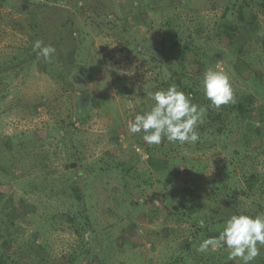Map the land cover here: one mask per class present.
<instances>
[{"label":"rangeland","instance_id":"obj_1","mask_svg":"<svg viewBox=\"0 0 264 264\" xmlns=\"http://www.w3.org/2000/svg\"><path fill=\"white\" fill-rule=\"evenodd\" d=\"M239 2L0 0V243L12 241L10 264H240L224 248L196 251L231 215L264 213V187L246 182L264 172V0H250L234 44L217 34L226 18L238 22L226 4ZM36 40L56 49L50 61L34 57ZM173 40L192 49L176 58ZM209 68L228 76L235 101L253 95L246 116L227 117L230 131L200 133L195 145H148L127 131L153 105L144 89ZM252 264H264V247Z\"/></svg>","mask_w":264,"mask_h":264},{"label":"clouds","instance_id":"obj_2","mask_svg":"<svg viewBox=\"0 0 264 264\" xmlns=\"http://www.w3.org/2000/svg\"><path fill=\"white\" fill-rule=\"evenodd\" d=\"M37 56L50 61L56 49L36 40L32 45ZM200 90L210 101V106L234 103V96L228 76L214 69H206L200 79ZM153 105L149 111L136 114L127 124L131 134L143 133V140L148 145H159L163 139L180 145H195L199 139L197 127L203 123L206 108L191 102V99L176 85L155 92L144 89ZM187 157L189 152L181 153ZM203 227V221L200 222ZM264 247V213L250 216L243 213L233 214L225 220L218 236L203 239L196 248L199 253L217 251L222 248L228 252L227 260L240 264H252Z\"/></svg>","mask_w":264,"mask_h":264},{"label":"trees","instance_id":"obj_3","mask_svg":"<svg viewBox=\"0 0 264 264\" xmlns=\"http://www.w3.org/2000/svg\"><path fill=\"white\" fill-rule=\"evenodd\" d=\"M22 6L20 7V11L27 13L28 10H25L26 7L28 8L27 5V1L24 4H21ZM227 7V13L232 15V14H236L237 17L239 18L238 22H232L229 18H226L224 21V23L221 25V28H218V36L219 38H222L223 41H225L226 43H229V45L234 44V40L236 34L239 32L240 27L237 26V24L235 23H240L242 25V30L245 29V23H241V20L244 18V11L245 9L250 7V0H240L239 4H237V6L233 3H227L226 4ZM233 7H236V11L234 12ZM232 8V10H231ZM220 29V30H219ZM241 33V32H240ZM171 48H173L174 50H172L173 54L176 55V58L178 57V50L181 51H188L191 48L190 44H188L187 42L184 43H180L179 40H173L171 41ZM36 52L34 57H36ZM33 59V58H32ZM171 57H169L167 60L171 61ZM176 61V60H174ZM182 62V61H181ZM198 62V61H197ZM172 63V62H171ZM199 63V62H198ZM197 65V64H196ZM198 67V66H197ZM200 68V65H199ZM166 69H170V67H167ZM189 81V83L187 84L186 81ZM176 85L177 88L184 92L186 95H188L191 99V101L194 102V100H198L199 103L201 105H204L206 108V115L204 117V121L203 123L199 124L197 127V131L198 133H209V134H218L220 135L221 133H224L226 130L230 131V127H231V122L227 119V117L229 116V114L231 112H235L236 116L238 117H244L246 116L251 110V106L253 103V95L248 93V94H244L243 96H241L240 98H238L235 102V104H226V105H221L219 108H213L210 106V101L207 100L204 96L202 91L200 90V80H197L195 82H193L192 80H190V78H188L187 74L180 72V71H173V74L169 75L168 80L166 82V89L170 86V85ZM7 94L6 91L4 90H0V98H3L5 95ZM85 96L88 95V92H85L84 94ZM83 95V96H84ZM80 106L77 107V113H80ZM61 139H64V137L62 136ZM256 177V179L260 182V190L263 189L264 187V172L262 174H257V172H251L249 174L248 179L246 180L249 189L252 191L254 189V184L253 181L250 180V178L252 177ZM223 190V186L222 189ZM76 197H79L78 195H76ZM3 199V194L0 193V200ZM186 213V212H185ZM197 219L196 222V226L199 227L201 225V221H203V227L202 229H205V224L207 225L206 221L204 220V216H195ZM223 221L222 219H216L215 222L219 223ZM212 223V222H211ZM1 231H2V226L0 227V235H1ZM203 231V230H202ZM199 230H197V232L192 233L190 239L188 240V244L192 241L195 240V237L199 234ZM218 234H219V230H218ZM7 237V236H6ZM2 238V236H0V239ZM10 237H7V239H3V246H2V241L0 243V264H10L11 262L8 260V256L6 255L7 252L10 251V249L12 248V241L9 240ZM193 243V242H192Z\"/></svg>","mask_w":264,"mask_h":264}]
</instances>
